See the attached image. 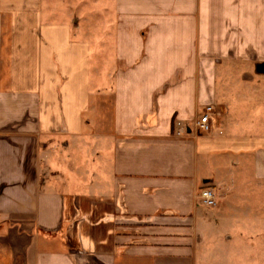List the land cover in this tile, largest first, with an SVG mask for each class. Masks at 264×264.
I'll use <instances>...</instances> for the list:
<instances>
[{
	"label": "crops",
	"instance_id": "obj_1",
	"mask_svg": "<svg viewBox=\"0 0 264 264\" xmlns=\"http://www.w3.org/2000/svg\"><path fill=\"white\" fill-rule=\"evenodd\" d=\"M0 264H264V0H0Z\"/></svg>",
	"mask_w": 264,
	"mask_h": 264
},
{
	"label": "built area",
	"instance_id": "obj_2",
	"mask_svg": "<svg viewBox=\"0 0 264 264\" xmlns=\"http://www.w3.org/2000/svg\"><path fill=\"white\" fill-rule=\"evenodd\" d=\"M213 109L208 107L201 119L195 123L197 132H209L212 127ZM199 200L207 209H212L217 206V199L215 193L211 189H204L199 196Z\"/></svg>",
	"mask_w": 264,
	"mask_h": 264
},
{
	"label": "rangeland",
	"instance_id": "obj_3",
	"mask_svg": "<svg viewBox=\"0 0 264 264\" xmlns=\"http://www.w3.org/2000/svg\"><path fill=\"white\" fill-rule=\"evenodd\" d=\"M111 34H112V32H111V30H110V36H111ZM109 35V34H108ZM108 53H107V56H109L108 57V63H107V71H110V69L112 68V65H113V63H114V60L111 58V54L110 53H112V51L111 50H109L108 49V51H107Z\"/></svg>",
	"mask_w": 264,
	"mask_h": 264
}]
</instances>
